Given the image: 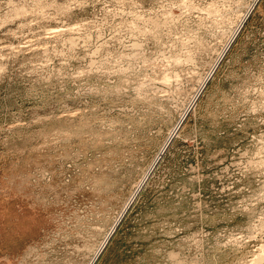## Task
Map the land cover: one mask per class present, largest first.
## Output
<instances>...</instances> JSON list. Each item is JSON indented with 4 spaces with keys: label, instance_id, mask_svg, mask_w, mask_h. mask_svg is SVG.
Returning <instances> with one entry per match:
<instances>
[{
    "label": "rangeland",
    "instance_id": "rangeland-1",
    "mask_svg": "<svg viewBox=\"0 0 264 264\" xmlns=\"http://www.w3.org/2000/svg\"><path fill=\"white\" fill-rule=\"evenodd\" d=\"M0 264H264V0H0Z\"/></svg>",
    "mask_w": 264,
    "mask_h": 264
},
{
    "label": "bare ground",
    "instance_id": "bare-ground-1",
    "mask_svg": "<svg viewBox=\"0 0 264 264\" xmlns=\"http://www.w3.org/2000/svg\"><path fill=\"white\" fill-rule=\"evenodd\" d=\"M253 258H254V256H253Z\"/></svg>",
    "mask_w": 264,
    "mask_h": 264
}]
</instances>
